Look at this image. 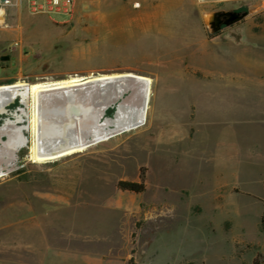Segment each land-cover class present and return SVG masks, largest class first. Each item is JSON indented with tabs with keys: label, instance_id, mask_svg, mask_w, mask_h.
I'll return each instance as SVG.
<instances>
[{
	"label": "rangeland",
	"instance_id": "obj_1",
	"mask_svg": "<svg viewBox=\"0 0 264 264\" xmlns=\"http://www.w3.org/2000/svg\"><path fill=\"white\" fill-rule=\"evenodd\" d=\"M219 9L248 11L234 36L214 38ZM52 18L58 22L22 6L6 10L0 85L133 72L155 78L148 124L48 164L31 160L28 128V144L0 179V264L253 257L264 236V68L256 63L264 60V0H78L71 18ZM202 76L213 85L198 83ZM242 77L251 93L230 91ZM24 109L16 101L0 125ZM184 122L197 126L189 139L174 132ZM220 147L233 148V160L213 164ZM142 176V194L118 190L119 181ZM218 205L252 209L232 227Z\"/></svg>",
	"mask_w": 264,
	"mask_h": 264
},
{
	"label": "bare ground",
	"instance_id": "obj_2",
	"mask_svg": "<svg viewBox=\"0 0 264 264\" xmlns=\"http://www.w3.org/2000/svg\"><path fill=\"white\" fill-rule=\"evenodd\" d=\"M152 83V78L133 72H115L0 85V116L8 115L18 100L25 108L0 125V179L10 174L17 149L28 144V128L31 160L48 164L146 126ZM29 108L30 125L22 126ZM110 109L115 112L108 118Z\"/></svg>",
	"mask_w": 264,
	"mask_h": 264
},
{
	"label": "crops",
	"instance_id": "obj_3",
	"mask_svg": "<svg viewBox=\"0 0 264 264\" xmlns=\"http://www.w3.org/2000/svg\"><path fill=\"white\" fill-rule=\"evenodd\" d=\"M223 41V40H222ZM216 44L215 45H219V43H217L218 41H215ZM225 42V41H223ZM213 45V46H215ZM260 67L264 68V60L260 61L259 63L256 62ZM155 79V78H154ZM153 79V81H154ZM259 80V88H260V95L259 98L261 101H264V71L261 73ZM211 81V78L208 76H202V79H198V83L200 84H210L211 86L213 85ZM155 82V81H154ZM237 85L233 86L230 88V91H232L233 93L235 91H242L244 94L246 93V91L248 90V94L251 93L250 92V79L245 80L244 77H242L241 79H239L236 82ZM248 87V88H247ZM215 89V88H214ZM247 89V90H246ZM211 91L213 90V87L210 89ZM216 90V89H215ZM188 123V120H187ZM186 123H180L178 125H176L177 130L174 131L175 135L179 134L182 137L189 139L191 138V134L194 131V127H197L196 125H185ZM190 124V123H189ZM185 127V128H182ZM188 127H192L191 130L188 129ZM182 129V130H181ZM173 138V136H170ZM232 138V137H231ZM233 139V138H232ZM234 150L233 148H231V150H229V148H218L217 151H215V153L212 156H209L208 159H211V161L213 162V164H220L222 163L224 160H228V158L230 156H232V160H233V155H234ZM260 200L264 201V192L263 195L260 196ZM214 211H221V212H227L226 216H224L226 218L224 224H230V226L232 227H240V220H241V216H240V212H245V211H251L252 207L250 205H247L246 207H241L239 208H235L233 206H228L227 209H224L223 206H214ZM246 208V209H245ZM236 217L237 218V222L238 224H235V221L233 220V218ZM232 243H234V239L232 240ZM236 254H234V252L230 255H226L222 252L217 253L216 255H214L213 258H215V262L212 261L211 263H208V260L210 259L207 255H203L202 257H200V259L204 260L205 264H253L254 260L258 257H263L264 258V236H262L260 238V242L257 245V250H256V254L253 255V257H249L246 259L241 260L240 257H236ZM211 257V258H212ZM260 259L258 264H264V259Z\"/></svg>",
	"mask_w": 264,
	"mask_h": 264
},
{
	"label": "built area",
	"instance_id": "obj_4",
	"mask_svg": "<svg viewBox=\"0 0 264 264\" xmlns=\"http://www.w3.org/2000/svg\"><path fill=\"white\" fill-rule=\"evenodd\" d=\"M78 0H0V25L3 23L6 10L11 7L22 6L31 16L44 15L50 20L53 15H65L69 18L75 12Z\"/></svg>",
	"mask_w": 264,
	"mask_h": 264
},
{
	"label": "flooded vegetation",
	"instance_id": "obj_5",
	"mask_svg": "<svg viewBox=\"0 0 264 264\" xmlns=\"http://www.w3.org/2000/svg\"><path fill=\"white\" fill-rule=\"evenodd\" d=\"M234 13L238 14L237 16H242L245 14L244 18L239 20L238 22H235L233 24H230L232 19L234 18ZM215 19L211 22V27L213 31L214 38H218L222 36L225 32H228L231 37L235 35L237 32V26L242 25L246 19L248 18V11L243 9H219L214 12ZM218 24L220 26V30L217 32H214L213 25L212 24ZM217 27V26H215Z\"/></svg>",
	"mask_w": 264,
	"mask_h": 264
},
{
	"label": "trees",
	"instance_id": "obj_6",
	"mask_svg": "<svg viewBox=\"0 0 264 264\" xmlns=\"http://www.w3.org/2000/svg\"><path fill=\"white\" fill-rule=\"evenodd\" d=\"M118 190L122 192H129L134 194H142L146 190V185L144 183L143 176L141 177V182H128V181H119L117 183ZM264 203V201H263ZM264 259V258H263ZM259 259L256 258L253 264H258Z\"/></svg>",
	"mask_w": 264,
	"mask_h": 264
},
{
	"label": "water",
	"instance_id": "obj_7",
	"mask_svg": "<svg viewBox=\"0 0 264 264\" xmlns=\"http://www.w3.org/2000/svg\"><path fill=\"white\" fill-rule=\"evenodd\" d=\"M2 1H4V0H2ZM233 15H234V18L232 19L230 24L238 22L239 20H241L245 16V14L242 16H237L238 14H236V13H234ZM213 19H215V15L213 16ZM212 25H213L214 32H217L220 30V26L217 23L216 24L213 23ZM215 26H217V27H215ZM1 59H2V61H6V60H8V57H2Z\"/></svg>",
	"mask_w": 264,
	"mask_h": 264
}]
</instances>
